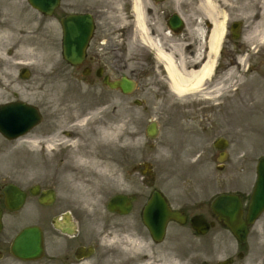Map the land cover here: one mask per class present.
Listing matches in <instances>:
<instances>
[{
	"label": "flooded vegetation",
	"instance_id": "af4514ba",
	"mask_svg": "<svg viewBox=\"0 0 264 264\" xmlns=\"http://www.w3.org/2000/svg\"><path fill=\"white\" fill-rule=\"evenodd\" d=\"M213 4L217 14H207L201 0H141L146 33L172 49L184 69L199 71L214 59L199 94L219 102L208 100L204 107H196L205 112L227 107L220 97L241 71L247 76L258 74L260 80L252 88L264 98V38L259 34L264 29V0H214ZM70 13H91L94 21L85 58L78 65L61 54L57 60L49 59L51 50L61 46L60 20ZM96 14L61 6L48 16L26 0H0V105L15 107L22 101L34 107L26 122L21 121L28 125L26 133L9 138L0 131V264H264V211L256 218L249 215L264 156L259 153L260 143L253 155L252 149L233 152L230 146L217 152V158L226 155L221 187L208 197L185 193L183 202H174L159 188L148 192V176H154L147 158L141 154L132 165L129 123L121 132L114 119L115 93H122L104 83L125 75L115 77L117 67L127 66L125 61L117 63L115 53L122 49L118 41L128 40L132 29L111 32L97 25ZM175 17L183 19L181 27ZM20 46L29 49L25 59L18 56ZM152 58L144 59L146 65L165 71L155 54ZM68 67L77 70L76 79L68 75ZM68 80L76 84L71 89L81 84L88 90L69 91L64 87ZM82 119L85 122L80 123ZM5 158L27 168L28 177L5 181ZM108 172L109 179L100 178L99 173ZM9 183L26 194L24 206L28 202L32 206L25 221L18 220L24 206H6L4 190ZM155 190L171 210L185 216L182 221L168 219L157 237L145 222ZM225 194L240 199V218H221L214 210V199ZM230 205L221 207H235ZM195 215L203 216V225L192 221ZM28 226L42 233L43 254L35 260H22L13 250L17 235Z\"/></svg>",
	"mask_w": 264,
	"mask_h": 264
},
{
	"label": "rangeland",
	"instance_id": "374dc122",
	"mask_svg": "<svg viewBox=\"0 0 264 264\" xmlns=\"http://www.w3.org/2000/svg\"><path fill=\"white\" fill-rule=\"evenodd\" d=\"M131 5L133 0H62L61 2V6L66 10L89 9L96 12L97 25L109 28L111 32L125 28L128 31L132 29V36L128 40L122 41L119 38L118 43L122 45V49L116 51V61L117 63L125 61L127 66L122 64L121 67H117L115 77L122 74L134 77L138 81V87L129 96L115 93L114 119L121 132L125 129V123H129L132 165L135 164L136 159H141V154H144L155 173V178L148 176V192L153 188H159L172 197L174 202H183L185 193L190 197H196L195 194H197L196 198L208 197L209 194L219 191L221 176L217 168L219 164L217 151L213 147L215 139L220 136L227 137L232 143L231 151L242 148L248 151L252 149V155L258 141L259 153L264 152V98L255 94L252 88L260 78L257 73L247 76L246 72L241 71L235 78L237 81L232 82L231 87L220 97L221 101L227 102V107L212 112L197 109L196 107H204L206 104L207 99L204 98L208 97L206 94L178 97L168 89L162 68L151 67L144 62V59L153 60L154 51L143 45L141 34L135 27ZM261 21L264 23V15H261ZM119 35L117 34L116 37ZM59 37L60 29L57 27V38ZM28 50L27 47L20 46L18 56L25 59L30 55ZM59 54L60 46L51 50L49 59L57 60ZM77 74V70L68 67V75L73 79H76ZM237 85L240 87L238 93L232 94L233 87ZM71 86L76 87V84L70 80L64 84L67 88ZM101 89L100 87L99 90ZM70 90L82 92L88 88L80 84L78 89L70 88ZM135 99H139L143 104L141 106L134 104ZM213 100L219 102V99ZM151 121L157 122L159 127V133L154 139L145 135L146 127ZM140 133L141 137H137ZM9 160L5 158L3 163L5 181L16 179L20 175L28 177L27 168H19L16 163L13 164ZM79 195L83 196V194ZM26 206L24 209L27 210L18 216L20 221L27 219L28 207H32L30 202Z\"/></svg>",
	"mask_w": 264,
	"mask_h": 264
},
{
	"label": "water",
	"instance_id": "95a60500",
	"mask_svg": "<svg viewBox=\"0 0 264 264\" xmlns=\"http://www.w3.org/2000/svg\"><path fill=\"white\" fill-rule=\"evenodd\" d=\"M35 8L52 13L54 8L58 5L59 0H28ZM64 25V54L65 57L76 63L80 58H82L86 44L88 42L91 24L89 16H70L65 22ZM112 88H121L124 92L129 93L133 91L135 83L127 78H122L120 81L111 83ZM2 114V113H1ZM0 114V116H1ZM13 125V123H12ZM0 126L3 128V121L0 119ZM8 130L7 128H3ZM13 127L11 126L10 130ZM149 135L154 136L157 132L155 124L149 127ZM264 163V162H262ZM261 180L256 189V192L253 196L252 202L255 203L252 208L253 212H256L258 207L264 206V169H261ZM16 198V199H14ZM22 195L16 196V194L9 190L7 191V204L11 207L19 206L22 202ZM225 198H219L215 204L220 205L225 202ZM228 202L237 203L238 200L233 198H228ZM163 199L155 195L152 200L149 202L147 207V216L149 221L150 228L155 227V230L159 225V232L161 233L163 226L167 220L166 205H164ZM221 212L220 209H218ZM231 212V211H230ZM222 213H226L223 211ZM221 213V214H222ZM232 212L230 213V218L233 219ZM35 238V239H33ZM33 239V240H32ZM16 253L21 257H39L42 253V239L40 232L36 231L34 228H27L21 232L16 240Z\"/></svg>",
	"mask_w": 264,
	"mask_h": 264
},
{
	"label": "bare ground",
	"instance_id": "6f19581e",
	"mask_svg": "<svg viewBox=\"0 0 264 264\" xmlns=\"http://www.w3.org/2000/svg\"><path fill=\"white\" fill-rule=\"evenodd\" d=\"M214 0H201V6L204 11L208 14L215 13L216 8L213 4ZM133 11H134V23L135 27L139 30L141 34L142 42L144 41L147 46H149L155 52L156 57L163 64V68L166 74V81L169 89L176 94L178 97H186V95L196 94L202 91V86L204 82L209 78L212 72L213 61L209 59L207 64H205L199 71L184 69L182 63L177 62L174 58L171 50L165 48L164 44L151 38L148 33H146L145 20L143 9L141 6V0H133ZM214 14V15H216ZM215 37L218 39L221 35L219 24L215 29ZM259 34L264 38V29L260 30ZM215 39V38H214ZM213 39V42L215 40ZM172 48V47H171ZM212 50L215 47L212 45ZM85 122V119L80 120V123ZM117 129V128H116ZM118 130V129H117ZM94 165H98L97 161H92ZM101 179H109L110 173H99Z\"/></svg>",
	"mask_w": 264,
	"mask_h": 264
}]
</instances>
